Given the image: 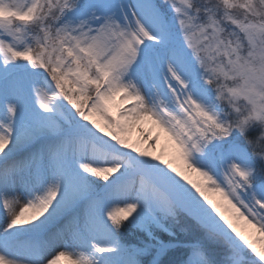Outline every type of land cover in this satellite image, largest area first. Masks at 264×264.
<instances>
[{"label":"snow or ice","instance_id":"snow-or-ice-1","mask_svg":"<svg viewBox=\"0 0 264 264\" xmlns=\"http://www.w3.org/2000/svg\"><path fill=\"white\" fill-rule=\"evenodd\" d=\"M0 264H264V0H0Z\"/></svg>","mask_w":264,"mask_h":264},{"label":"bare ground","instance_id":"bare-ground-1","mask_svg":"<svg viewBox=\"0 0 264 264\" xmlns=\"http://www.w3.org/2000/svg\"><path fill=\"white\" fill-rule=\"evenodd\" d=\"M143 130L145 133L147 132H151L152 135H156L157 133H159V129L156 128L153 124H151V122H147L144 125H142ZM161 136V140L160 143L157 145V151L159 152H163L167 158H171V152H172V148L167 140V137H165L163 135V133H159ZM140 136V132L139 131H134L132 133V138L135 140L137 138H139ZM192 178L193 179H198V177L195 174H192ZM209 196L214 200V201H218L219 199L216 198V195L214 196V193H209Z\"/></svg>","mask_w":264,"mask_h":264},{"label":"rangeland","instance_id":"rangeland-1","mask_svg":"<svg viewBox=\"0 0 264 264\" xmlns=\"http://www.w3.org/2000/svg\"><path fill=\"white\" fill-rule=\"evenodd\" d=\"M215 195H216V194H214V196H215ZM216 198L219 199V197H218L217 195H216ZM249 231H252V230L250 229Z\"/></svg>","mask_w":264,"mask_h":264}]
</instances>
